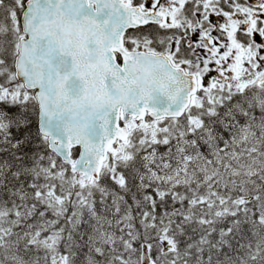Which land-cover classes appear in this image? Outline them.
Instances as JSON below:
<instances>
[{
	"label": "snow or ice",
	"instance_id": "6c2138e0",
	"mask_svg": "<svg viewBox=\"0 0 264 264\" xmlns=\"http://www.w3.org/2000/svg\"><path fill=\"white\" fill-rule=\"evenodd\" d=\"M0 264H264V0H0Z\"/></svg>",
	"mask_w": 264,
	"mask_h": 264
}]
</instances>
